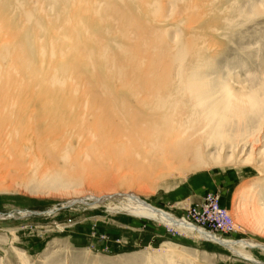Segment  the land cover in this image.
<instances>
[{
	"label": "bare ground",
	"instance_id": "6f19581e",
	"mask_svg": "<svg viewBox=\"0 0 264 264\" xmlns=\"http://www.w3.org/2000/svg\"><path fill=\"white\" fill-rule=\"evenodd\" d=\"M41 1L46 5L0 0V161L50 162L56 170L92 161L103 180L97 185L118 188L112 198L88 196L95 204L118 201L110 211L154 221L263 264L236 251L264 253L263 244L224 240L132 193L134 184L163 169L230 164L231 156L211 157L210 143L198 136L220 138L216 130L224 125V114L244 118L264 109V90L228 84L220 104L207 94L203 74L211 47L198 34L215 11L207 0ZM177 13L183 37L162 29Z\"/></svg>",
	"mask_w": 264,
	"mask_h": 264
},
{
	"label": "rangeland",
	"instance_id": "374dc122",
	"mask_svg": "<svg viewBox=\"0 0 264 264\" xmlns=\"http://www.w3.org/2000/svg\"><path fill=\"white\" fill-rule=\"evenodd\" d=\"M25 1L46 5L41 0ZM206 3L215 11L201 24L198 34L211 47L203 77L212 102L220 104L228 84L237 90H264L260 89L264 87V0ZM180 7L177 5L175 12ZM179 19V14H174L162 26L165 34L183 37ZM206 27H210L208 32ZM262 112L244 118L224 114L225 128L216 130L219 141L198 136L204 138L199 142L210 143L207 153L211 157L237 158L235 162L230 158L231 165L191 171L181 170L177 164L176 171L161 169L148 182L134 184L132 193L182 219L204 194L216 192L236 232L210 234L264 245V109ZM13 159L0 161V264H253L217 243L110 211L108 207L119 206L118 201L104 199V203L95 204L88 196L112 198L118 188L113 183L108 189L97 185L103 180L92 161L76 160L64 170H56L50 162L37 165L29 159ZM246 160L250 164L244 163ZM55 208L53 214L44 215ZM236 251L264 264L259 249Z\"/></svg>",
	"mask_w": 264,
	"mask_h": 264
},
{
	"label": "built area",
	"instance_id": "2783aa9c",
	"mask_svg": "<svg viewBox=\"0 0 264 264\" xmlns=\"http://www.w3.org/2000/svg\"><path fill=\"white\" fill-rule=\"evenodd\" d=\"M220 195L216 192H208L203 195L200 202L189 211L184 219L187 223L201 228L215 235H232L236 232V225L228 211L221 206ZM56 210H49L47 215Z\"/></svg>",
	"mask_w": 264,
	"mask_h": 264
}]
</instances>
